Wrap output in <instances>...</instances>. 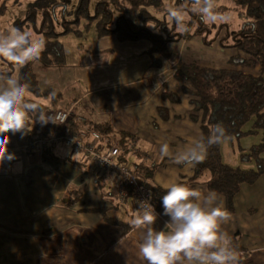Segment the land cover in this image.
<instances>
[{"label":"crops","instance_id":"crops-1","mask_svg":"<svg viewBox=\"0 0 264 264\" xmlns=\"http://www.w3.org/2000/svg\"><path fill=\"white\" fill-rule=\"evenodd\" d=\"M95 30L88 47L72 41L67 48L61 41L66 55L61 66L46 65L38 56L31 61L40 90L60 91L55 101L45 97L46 112L72 107L66 128L79 123L81 129L99 133L101 153L123 134L135 136L136 151L129 153L139 160L131 169L140 175L136 166H156L147 183L163 189L184 185L144 217L133 195L119 201L113 183L105 190L112 173L82 149L71 148L72 152L60 144L25 148L29 142L25 141L40 134L32 132L37 120L23 103L26 117L15 128L9 121L0 122V264H237V257L264 264V175L241 186L232 210L222 194L207 188L206 175L190 180L205 148L199 143V123L190 117L188 98L173 78L172 67L178 61L169 64L166 54H153L150 40L119 42L114 34L99 36L96 25ZM70 33L69 38L77 40L79 34ZM188 35L178 43L169 42L167 50L179 46L182 56L190 57L191 42L194 50H201L200 39ZM148 55H159L162 61L147 69ZM103 56L111 57L113 70L95 65L90 71L92 67L82 65L86 58L99 61ZM141 56L145 61L137 66L133 62ZM163 76L171 91L179 94V103L163 98ZM106 127L111 131L99 130ZM125 140L128 144L130 137ZM81 150L84 154L78 155ZM126 154L115 163L127 161Z\"/></svg>","mask_w":264,"mask_h":264},{"label":"trees","instance_id":"trees-1","mask_svg":"<svg viewBox=\"0 0 264 264\" xmlns=\"http://www.w3.org/2000/svg\"><path fill=\"white\" fill-rule=\"evenodd\" d=\"M69 1L35 0L33 3L34 7L41 6L45 10L41 25V32L45 37L44 48L38 58L46 65L61 66L65 63V47L58 37L70 32L80 34L82 30L79 27L75 29L72 25L80 23L81 20L87 28L91 25H89V20L92 19L91 22L95 23L99 36L114 34L119 42L150 40L153 44L151 50L158 49L163 55H165L169 42H175L184 35L186 36V34L177 33L172 37V33L167 28V21L157 18L149 11L151 6L160 8L161 0H99L95 5L94 15L89 12L90 0H77L76 19L69 22L61 20L63 30L58 33L54 31L47 9ZM183 1L185 2V0H178L180 4ZM190 2L189 7L193 6V3L197 4V0H190ZM204 2L207 5L206 1ZM231 2L244 18L237 31H227L226 43L220 41L221 46L236 48L241 53L230 60L232 66L211 68L180 60L175 65L174 76L176 81L182 85V93L188 97V102L192 107L190 117L194 122L199 123L202 134L199 143L205 148L204 159L195 161L194 175L190 180L196 181L206 175L207 188L211 192L222 194L227 206L232 210L234 197L241 186L254 184L264 175V143L254 145L247 152L240 153L242 162L252 161L254 163L252 168L226 164L222 161L220 153V142L223 139L238 138L264 129V0H231ZM189 7L183 8L192 17L189 28L192 21L196 20L194 34L207 30L208 25L203 16L197 17ZM179 8L181 7L177 10ZM114 12L117 13L115 20ZM158 28H160L159 33L156 31ZM205 42L207 45L212 44L207 39ZM30 66L31 62L19 68V90L29 91L37 98L44 96L55 101L60 91L53 88L41 91ZM256 69L258 70L255 71ZM162 96L172 102H180V97L175 92L165 90ZM24 105L28 113L37 120L32 132L49 135L54 127L42 119L47 111L46 105L35 99H26ZM249 122L251 124L249 129L244 130V126ZM79 125V123H73L69 125V128H60V131L64 134H78L81 131ZM99 130L111 131L109 127ZM127 136L131 135L126 133L120 136L121 138L119 137L123 149L120 159L124 154L132 151L125 143ZM121 164H126V162ZM136 167L143 175V178L137 175L136 179L145 183L144 185L150 189L151 202L156 209L166 204L184 185V182H180L174 188L163 189L146 181L156 166L149 167L143 164ZM113 222L117 225L123 224L118 219H113ZM237 259V264H249L244 259L239 257Z\"/></svg>","mask_w":264,"mask_h":264},{"label":"rangeland","instance_id":"rangeland-1","mask_svg":"<svg viewBox=\"0 0 264 264\" xmlns=\"http://www.w3.org/2000/svg\"><path fill=\"white\" fill-rule=\"evenodd\" d=\"M98 1L99 0L89 1V12L92 15H94L95 5ZM204 1H206L207 5H205ZM34 2L35 0H0V122L9 121V124H11L13 128H15L17 124L26 117L23 107L24 98H36L29 91H23L21 93L18 85L19 68L26 63H30L31 61L34 62V60L37 58L39 53L43 51L44 48L45 37L44 34L41 32V25H42V15L43 12H45V10L41 6L34 7L33 6ZM188 3H191L190 0H185V2L183 1L182 4H180L178 0H161L160 8H156L153 6L149 7V11L152 14H154L157 18L165 19L167 21V28L169 29V32L172 33L171 34L172 37L175 36V34L177 33H182V34L189 33L191 35L190 36L191 38L198 37L200 39V41L199 39L198 41L202 43V44L199 43L201 45L200 48L201 50H194L193 48H195V44L191 42V46H189V48L190 50L193 51H190V57L182 56V54L184 53L183 51L184 49L182 48V50L179 52L178 51L179 46H177V48L175 49L171 48L169 50H166L165 60L167 61L168 59L169 64L171 62H177L180 60L182 61L190 60L191 63H197L199 65H203L211 68L231 67L232 62L230 60L236 57L237 54H241V53L236 48L221 46L220 41L222 40L224 43H226V41L228 40L227 31L229 32L232 30L237 31L240 28L241 22L243 21L244 18L239 12V10H237L233 6L231 0H197V4L193 3V6L190 7ZM76 5H77V0H72V1L70 0L69 2L62 5H58L55 8L50 7L47 9L50 16V21L52 20V24L54 26L53 27L54 31L59 33L60 31L63 30L62 25L60 23L61 20L62 21L66 20L67 22H69L70 20L76 19L77 17L75 13ZM185 6L189 7L197 17L203 16L204 21L208 25L206 26L208 28L207 30H203L200 33L194 34V32L196 31L195 27L197 22L196 20L193 19L194 21H192L193 23L191 24V26L194 25L195 27L193 28L190 26L189 28L188 25L191 22L190 19L192 17H190L187 14V12L183 9ZM178 7L181 8L177 10ZM114 16H115L114 18L115 20L117 16L116 12H114ZM91 21L92 19L89 20V25L90 24L91 25L88 26L87 28H85V26L83 25L82 20L80 23H74L72 25L73 27H79V29L82 30L81 33L83 35L79 36L80 35L79 34L77 40H72L69 38L71 37V35H73L72 33H68V35L67 34L60 35L58 37L59 40H61L62 42L63 41L67 42L66 45L67 48L70 45H72V41H74V44L77 43V45L81 44L83 46L88 47L89 44L91 43L90 40L92 38V35L96 31L94 22ZM174 23L177 24L175 25ZM156 31L159 33L160 28H158V30ZM64 35H67L68 38L63 39ZM204 38L207 39L208 42H211L212 45L207 47L208 45L205 42ZM178 41L180 40H177L175 42L178 43ZM152 52L153 54H156L159 53V50L152 49ZM231 54H235V55L231 56ZM158 59L161 60L159 55H156L154 58L153 57L150 58L149 56V62L151 63V65L147 69L154 68L155 63H157ZM110 60L111 57H107V56H103L99 61H95L93 58H86L85 60L82 61V65L84 66L86 64L89 65V67H92L90 71L95 68V65H97L98 68L103 67L104 70L108 69L111 71L113 69L110 67L113 65H110ZM143 61H145V57L141 56L140 58H137L133 63H135L137 66L139 65L141 66ZM163 63H165L164 64L165 66L166 62ZM175 65H173L172 68H173V78L176 81L174 76ZM257 70L258 69H256L255 71ZM6 77H8V79H6ZM164 77L165 76L160 78V83H163V89L165 88V90H169L170 88L167 86L166 82H164ZM158 81L159 79H155L154 83L157 84ZM82 84L85 86L86 82L83 80ZM93 84L94 82H90L89 88H92ZM179 84L181 85V83ZM55 86L56 84H54V87ZM171 90L172 89H170L169 91ZM61 92L64 93V91L62 90ZM177 95L179 96V94ZM38 98L41 99L40 101L44 103H48L47 99L44 96H40ZM81 119L83 120L82 117ZM49 125H53V124L49 123ZM250 125H251L250 122L247 123L243 129L244 130L249 129ZM67 126L68 123L65 127ZM53 127H55V125H53ZM60 127L62 128V126ZM84 128L85 126L81 130H85ZM109 135L113 137V134L109 133ZM90 137L87 136V141L92 140V138L90 139ZM28 141L29 139L25 142ZM128 143H130L132 150H134L135 152L136 151L135 136L131 135L130 142ZM261 143H264V129H259L256 133L241 136L238 138H225L220 142V153H221L222 161L231 166L252 168L254 167V163H252V161L246 163L242 162L240 158V153H245L252 146ZM66 147L69 148V149L66 148L68 151L75 152L73 151L74 149L72 148L73 149L72 150L69 145H66ZM82 150L85 153H87L84 149ZM82 150L79 152L76 151L78 152L77 154L78 155L84 154ZM106 153L107 152L102 154H106ZM147 153L149 152L147 151ZM126 155H127L126 156L127 161L125 162L129 167V169L133 170V172L131 171L133 173L132 174L133 177L134 176L137 177V175H139L136 172L137 170H135L134 167L131 169L130 166L132 165V163L139 160V158L132 156L130 153ZM104 169H106V167ZM108 169H107L108 173H112L111 175L109 174L112 180H105V190L107 191L110 188H112V183H113L114 184L113 189H116L114 194L115 198L119 201H123L126 198V197L121 198V195L125 192V190L122 189L121 187L122 185L121 183L123 180L122 177H124V175L121 174V172L117 169L116 170L118 173L116 171H112L115 168L112 169L111 167H109ZM97 171L100 170L97 169ZM118 175L121 176L120 180H118ZM140 176L141 178H143V175L140 174ZM204 177L205 176H201L199 179L202 180L204 179ZM133 179L136 182V186L146 191V193L149 196L148 198L149 204L151 208H154L155 210V206L151 202L150 189L146 185H144L145 183H143L142 181L137 179L135 180V178ZM121 189L123 190V192H121ZM136 192H137L136 190L131 189L130 192L127 193V198L130 195H133L136 205L140 209ZM145 215L146 214H144L143 216L145 217Z\"/></svg>","mask_w":264,"mask_h":264},{"label":"built area","instance_id":"built-area-1","mask_svg":"<svg viewBox=\"0 0 264 264\" xmlns=\"http://www.w3.org/2000/svg\"><path fill=\"white\" fill-rule=\"evenodd\" d=\"M72 115V107H69L68 109H54L46 112L45 121L55 125L54 130L49 135H37L33 140L29 139V142L25 146V148H29L30 145H38L43 148H53L60 144L65 146L69 145L73 149H84L91 155L94 160L99 163L101 167H111L112 169L115 168L124 175V177H122L123 180L121 183V187L125 190V192L121 195V198L127 197V193H129L131 189H134L137 191L136 193L140 210L145 214L154 213V208H151L149 204L148 194L145 190L136 186V182L133 179L135 178L136 180V177H133V173L131 172L129 167L126 164L115 163V159L118 158L123 152V149L118 141L113 140L108 146L109 148L105 151L107 153L102 154L100 152L101 149H97V147H99L98 142L101 138V135L96 131L84 128L85 130H81L78 135L61 133L60 126L65 127ZM88 135L91 136L92 140L83 143L82 139L87 137ZM95 141H97L96 144ZM127 145L128 148L132 149L130 143H128ZM122 189L121 192H123Z\"/></svg>","mask_w":264,"mask_h":264}]
</instances>
